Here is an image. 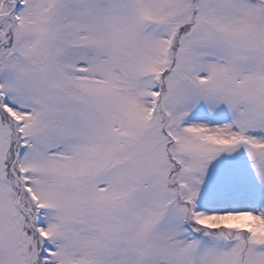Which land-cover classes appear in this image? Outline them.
<instances>
[{
	"label": "snow or ice",
	"instance_id": "obj_1",
	"mask_svg": "<svg viewBox=\"0 0 264 264\" xmlns=\"http://www.w3.org/2000/svg\"><path fill=\"white\" fill-rule=\"evenodd\" d=\"M0 264H264V0H0Z\"/></svg>",
	"mask_w": 264,
	"mask_h": 264
}]
</instances>
